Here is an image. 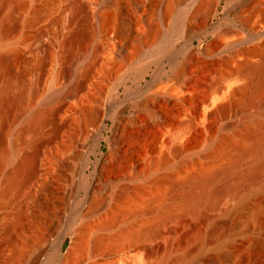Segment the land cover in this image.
<instances>
[{
	"label": "rangeland",
	"instance_id": "obj_1",
	"mask_svg": "<svg viewBox=\"0 0 264 264\" xmlns=\"http://www.w3.org/2000/svg\"><path fill=\"white\" fill-rule=\"evenodd\" d=\"M212 1L12 0L16 10L11 13L0 0V25L14 26L8 36L0 34V55L14 53L6 64L14 81L8 96L23 100L17 116L5 122L0 140L11 148L31 113L52 115L39 130L23 129L15 159L0 167V264H198L219 255L225 257L222 264H264V183L252 186L243 203L233 190L193 216L162 226L150 240L136 235L163 211L141 208L142 196L181 193L174 184L199 164L227 159L228 149L226 155L211 156L212 145L227 148L228 140L239 142L245 123L264 107L261 72L238 83H253L255 92L231 96L226 114L205 117L210 95L232 84L243 60L257 64L264 51V29L252 27L264 15V0H223L220 5L216 0L215 12L219 8L221 15L214 19V13L204 25ZM92 27L99 31L93 34ZM80 28L90 32L80 35ZM205 35L206 52L192 50L190 41ZM176 79L187 83L184 94L170 87ZM3 85L0 72V91ZM90 107L100 110L101 119L83 138L78 125ZM123 107L128 109L119 115L112 158L88 169L105 126L113 127ZM180 143L186 149L172 153ZM101 147L106 156L108 141ZM20 157L33 163L35 172L3 200V186ZM162 158L166 162L157 166ZM251 159L237 170L249 167ZM180 163L186 172L176 170ZM18 214L21 222L12 227ZM66 231L71 236L61 244ZM185 236L188 240L177 245ZM73 239L82 245L74 261L58 260L57 251L67 254ZM129 241L140 249L117 253V246Z\"/></svg>",
	"mask_w": 264,
	"mask_h": 264
},
{
	"label": "bare ground",
	"instance_id": "obj_2",
	"mask_svg": "<svg viewBox=\"0 0 264 264\" xmlns=\"http://www.w3.org/2000/svg\"><path fill=\"white\" fill-rule=\"evenodd\" d=\"M4 6H5V8H9L10 9L9 11H11V13H13L16 10V7L13 5L12 0H5ZM215 7H216V0H213L212 3L210 4V8H209L207 14L204 17V25H207V23L211 19L212 15L214 13H216ZM257 18L255 20H257ZM258 21H256V23L252 22L253 29H256V30L259 28L264 29V15ZM245 26H246V28L248 27L247 25H245ZM81 28H84V27H81ZM81 28H80V31H77V32L80 35L82 33L85 34V31L83 32V30H85V29L81 30ZM92 29H93V27L90 29L93 34H96V32L99 31V30L97 31V28L94 29V31ZM13 31H14V26H9V25H6L4 23H1V25H0V34L1 35L8 36ZM86 32L89 33L90 31L89 32L86 31ZM152 32L154 33V36L157 35V34L155 35L154 31H152ZM78 33H77V35H78ZM152 37H153V35H152ZM67 42L65 44L69 45V42H71V41L69 40ZM68 45H66V46H68ZM161 49H162V47H161ZM162 51H160V52H162ZM13 56H14V53L11 50H8L7 52L2 53L0 55V72L4 77V85L0 91V133H3L5 131V122L7 120H9V117L11 116V119L13 118L12 115L14 117H16L17 111L19 109H22L20 107L23 105L22 98L8 96V91L10 88H12L14 86V81H13V77H12L11 72H9L6 68V64L8 63V61ZM260 58L261 59H260L259 63H257V64H251L247 60H243L240 63V67L238 68V70L235 72L234 75H232V78L234 77L232 79V84H230L227 88L224 86L218 87L210 95V97L208 98V100L206 102L207 107H205V110H206L205 111V117H207L208 119H212L214 117L226 114L230 108L229 99L231 98V96H232V99L233 98H241V97H244L245 95H247L249 90L255 92L256 87L253 85V83H251V82L247 83V84H238V83L241 81V78H243L245 76L254 78L259 73L264 72V51L262 52ZM170 87L172 88L173 91H175V93L177 95L184 94L188 90L187 83L182 82V81L177 80V79L175 80L174 83H172V85ZM127 109H128L127 107L120 108L118 115L116 117H114V119H113L112 137L107 140L108 145H109V153L103 157L104 162L110 160L113 156L115 134L120 128L119 121L121 119H120L119 115H123ZM83 114L84 115L82 116L83 117L82 121H81L80 125H78V126H80L79 127L80 136L82 135L84 138L87 135H89V133L92 131L91 128L93 130L96 129L97 125L100 122L101 114H100V110L96 107H93V108L90 107V109H87ZM51 116H52L51 114H49L48 112H46L44 110L43 111H35V112L31 113V115L28 117V119H26L27 120L26 124H24V126L22 128L24 129V131L26 130L25 132H27V130L29 132L34 131V130L36 131L40 126H42L41 125L42 123H44L45 121L46 122L49 121ZM23 129L20 131H22V133H25L23 131ZM22 133H19V134L16 133V135L14 136V140L11 144V148H8V149L4 146L3 141L0 140V167L4 164L8 163L9 161H11L14 158V156L16 155L15 152L17 150L15 151V149H17V148H15V147H16L17 143L21 140V138L23 136ZM240 133H241L240 141L233 143L231 139L228 140L230 142L228 143L229 145L227 144L228 146L226 145L227 148L220 146L221 148H224L223 150L222 149L220 150V147L218 146L219 144H213L212 145L211 156H213V157H221L223 153L226 155V152H224V151H227V149H228L227 155H226L227 159H225V160L223 159L221 162H218V164H216L215 162H212L210 164L208 163L207 165H204V166H201V164H199L200 167L198 166L195 171L193 170L190 172H188L187 170H186L187 172L185 171V169H186L185 165L187 166L186 162H184V164L186 163L185 165L183 163H180L178 165L176 164L177 165L176 170L178 172H182V171L186 172L184 174V176L185 175L186 176L183 177V179H181V181L179 180L176 184H174L175 188L180 187L182 189V191H180L181 193L178 192L179 194L175 193V194L171 195L172 191H170V190H167V191L163 190L161 192L157 191L158 193H155V191L157 189H155V187L152 186V188L154 187V189H155V191L153 190L155 194H153V192H152L153 196H149V197H151V199L148 198L147 199L148 201L145 200V198L142 196V198L146 202L143 203L144 205L141 208L146 209V210L150 209L151 211H157V210H160L163 208V211H162V213L159 214L158 218L156 216L157 219L155 220V222H154V220H152V222H154V223L150 222L152 225H149V226L146 225V226H148V227L145 226L146 228L142 226L141 230H139V228H141V226L138 227L137 230H139V232L135 231V232H138V233H136V235L142 236L145 239L150 240L154 237V235L156 236L157 233L158 234L160 233L159 228L161 229L162 226H164V225L166 226L167 223L169 224L173 220H177L180 217L182 218V216L184 217V215H187V214L192 215L193 213H196L203 205H207V204L210 205L214 201L221 198L222 195L232 194L233 190L239 191V200L241 203H243L246 195H248L251 192L252 186L258 185L260 183H264V107L259 108L257 118H255V119L252 118V120H249L248 122L245 123V125L242 129V132L240 131ZM240 133H238V134H240ZM195 134L196 133L193 132L191 136H193ZM179 136H177V137H179ZM184 136L186 138V135H184ZM184 136H182V137H184ZM11 139H13V138H11ZM184 140H186V139H184ZM184 145H182L181 143L176 145L172 149V153L177 154V155L182 154V152L186 149V147ZM207 147H208V145H207ZM72 148H73V146H72ZM232 149L236 151V154L234 156H232ZM250 156L252 157V159L250 161L251 165L245 169L237 170V166H239L240 163H242L246 158H248ZM162 159H164V158H162ZM28 162H26L23 158L21 159V157H20V160L17 161L15 168L8 175L7 181H6L5 185L3 186V189L1 192V197L3 200H7L10 196L15 195L18 192V189L21 187V185L24 182H27L30 178H32V175L35 172V168H34L33 163H30V162L28 163ZM164 162H166L165 159L163 161H161L160 163H157L158 164L157 166H159V165L163 166ZM248 164H250V163H248ZM156 168H158V167H156ZM191 168H192V166H191ZM174 172H175V170H174ZM160 181H161V179L159 180L158 183H161ZM155 182L157 184L156 180H155ZM164 184H166V183H164ZM148 187L146 186L145 189L147 190ZM150 188H148V189H150ZM144 194H146V193H144ZM146 195H149V193H147ZM139 197H141V196H139ZM141 202H143V201H141ZM140 205H142V204H139V206ZM21 218H22V215L18 214L15 218V221H14V224L12 225V227H17L18 224H20V222H21ZM255 219L258 222L263 221L260 217H256ZM171 233H172V231H171ZM200 233H199V235H201ZM187 236L184 237V240H182V241L180 240V242L177 243V245H179L181 243L183 244V242L185 243V241L188 240ZM134 238H135V236H134ZM199 238H200V240H203L202 235L199 236ZM199 238H197V239H199ZM100 239H101V237H100ZM189 239H190V236H189ZM98 241H99V239H98ZM101 241H102V239H101ZM137 243L138 242L134 243V242H130V241L121 243L120 245L117 246L116 251H117V253H129L130 251H136L137 249H140L139 245ZM79 246H80V244L78 245V242H76V240L73 239L72 245H71L70 249L68 250L66 256L64 257L63 261L73 260L74 259L73 257L75 256V253H77L76 251L78 250ZM173 246H175V245L171 244L168 247L173 248ZM98 253H99V251H98ZM190 253H192V252L190 251ZM190 253H188V254H190ZM80 257H82V256H80ZM179 258H180V256H179ZM185 258L186 257H181L179 260H183ZM224 261H225V257L222 255H219V256H213L210 258L208 257L207 260L204 259V261L198 262V264H222ZM73 263H75V262H73ZM170 263L171 262H168L167 260H164L162 262V264H170Z\"/></svg>",
	"mask_w": 264,
	"mask_h": 264
},
{
	"label": "water",
	"instance_id": "obj_3",
	"mask_svg": "<svg viewBox=\"0 0 264 264\" xmlns=\"http://www.w3.org/2000/svg\"><path fill=\"white\" fill-rule=\"evenodd\" d=\"M223 0H219V5L222 3ZM221 14L219 12V8L216 10V13L214 15V19L219 17ZM208 35H205V36H202V37H197V38H194L190 41L189 43V46L192 50L196 51V52H204L205 51V47H202L203 44L207 43L208 42ZM195 42H198V45L196 46L195 45ZM111 128L112 127H108V126H105L104 128V133L103 135L101 136V138L99 139L98 141V144H97V147H96V151L94 153V160H91L89 159L88 162H87V167L88 169L90 167L94 168L96 167L97 164H99V162L102 160V158L105 156V154L102 153L101 151V142L104 141L107 143V140L109 138V134H111ZM71 236L70 232L69 231H66L63 235V239L61 241V244H63L64 240ZM66 256V254H64L62 252L61 249H59L57 251V259L62 261L64 259V257Z\"/></svg>",
	"mask_w": 264,
	"mask_h": 264
}]
</instances>
